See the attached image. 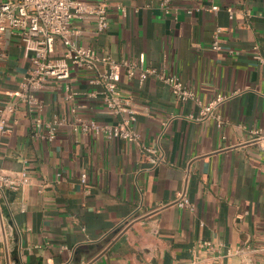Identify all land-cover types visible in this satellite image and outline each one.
<instances>
[{
    "label": "crops",
    "instance_id": "crops-1",
    "mask_svg": "<svg viewBox=\"0 0 264 264\" xmlns=\"http://www.w3.org/2000/svg\"><path fill=\"white\" fill-rule=\"evenodd\" d=\"M83 1L105 6L108 28L77 24L79 46L176 74L202 104L217 93L228 98L197 120L201 106L178 101L154 76L139 83L122 74L119 92L137 112L140 143L161 158L156 166L140 146L68 124L53 141L36 140L33 116L14 96L28 63L7 35L0 110L8 103L15 112L7 115L10 132L0 134V169H24L29 183L0 191V264H264L263 161L248 136L264 130V65L252 57L253 47L264 52V0H173L169 14L159 0ZM88 77L69 79L78 116L121 119L101 96L86 95L94 89ZM38 98L43 119L68 117L63 83L51 82ZM183 195L192 211L176 206ZM205 241L216 251L199 246Z\"/></svg>",
    "mask_w": 264,
    "mask_h": 264
},
{
    "label": "built area",
    "instance_id": "built-area-1",
    "mask_svg": "<svg viewBox=\"0 0 264 264\" xmlns=\"http://www.w3.org/2000/svg\"><path fill=\"white\" fill-rule=\"evenodd\" d=\"M172 2L173 0H159V7L165 14H169ZM210 9L214 11L217 7L212 6ZM229 12L231 13L230 10ZM187 13L190 14L192 11L188 10ZM79 23H92L98 33L106 31L108 18L105 6L83 0H0V60L6 55L7 35L16 37L28 65L14 96L33 116L30 130L32 138L51 142L56 138L58 130L68 124L75 133L140 146L146 161L156 166L162 160L155 149L140 143V136L133 128L137 112L129 107L130 100L121 96L119 92L117 83L122 74L127 79H137L139 83L144 82L149 76H154L170 89L178 101L192 100L201 106L197 120L214 116L213 111L228 98L217 93L208 103L202 104L176 74L157 72L154 68L145 66L142 59L116 61L109 56L97 54L92 48L79 46L76 43V37L81 31L77 25ZM220 48L216 33L213 36L212 49ZM252 55L253 59L264 65V52L260 54L257 47H253ZM76 72L89 74L86 82L94 89L86 95L101 96L106 111L113 116L121 114V119L114 123H98L93 119L78 116L77 108L72 102L79 93L69 84L71 75ZM51 82L64 84V99L69 103L68 117L54 116L43 119L41 116L42 106L38 95ZM14 112L15 105L8 103L0 110V134L10 132L7 115ZM248 136L258 144L264 172V130L249 131ZM86 181L87 176L82 173L80 184L83 185ZM28 183L26 170L7 173L0 169V191H17ZM175 204L181 209L190 211L194 209V205L184 195ZM199 246L211 254L216 251L215 246L207 241L201 242ZM230 252L227 251L226 254L230 255ZM238 252L235 251L234 254Z\"/></svg>",
    "mask_w": 264,
    "mask_h": 264
}]
</instances>
